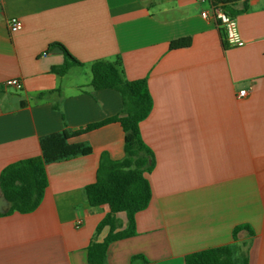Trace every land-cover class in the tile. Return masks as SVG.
<instances>
[{"label":"crops","instance_id":"obj_1","mask_svg":"<svg viewBox=\"0 0 264 264\" xmlns=\"http://www.w3.org/2000/svg\"><path fill=\"white\" fill-rule=\"evenodd\" d=\"M217 6L221 0H4L0 9V177L42 158L43 138L122 112L119 92L92 87L94 63L121 58L127 81H148L154 104L140 128L156 160L146 174L152 200L136 215V235L109 245L106 264H186L224 246L236 248L240 264H264V0L235 5L243 47L225 48L218 23L203 18ZM16 18L24 28L12 32ZM187 38L189 47L171 49ZM56 44L81 63L64 76L55 71L66 62ZM12 79L22 90L6 87ZM241 90L249 95L238 100ZM70 143L93 152L46 165L36 211L0 216V264H89L90 245L109 236V227L98 228L111 207L93 208L87 188L103 153L125 157L124 129L110 123ZM118 219L116 233L127 230V214Z\"/></svg>","mask_w":264,"mask_h":264},{"label":"trees","instance_id":"obj_2","mask_svg":"<svg viewBox=\"0 0 264 264\" xmlns=\"http://www.w3.org/2000/svg\"><path fill=\"white\" fill-rule=\"evenodd\" d=\"M242 0H221L223 8L233 17L241 11L235 5ZM220 27L225 48H228L224 29ZM190 38L174 41L171 49L189 47ZM65 53L66 62L55 71L64 76L71 67L81 63L60 44ZM92 87L95 90L113 89L123 98V110L117 116L102 122L89 125L84 131L65 130L42 139V158L24 160L7 167L0 177V188L3 195L10 203L3 215L14 212L32 213L38 209L43 201L49 181L46 165L77 157L90 155L93 150L87 144H71L70 140L83 133L97 130L110 123H120L125 132V157L114 161L107 153H103L95 184L87 188L90 205L98 208L109 205L111 212L101 222L98 232L109 227L111 232L102 243L93 242L89 247V264H106L109 245L120 239L136 235V215L147 209L152 200V186L146 177L147 173L154 170L156 160L151 149L144 143L141 135V123L146 120L153 109V98L146 79L127 81L124 75L123 62L118 58L114 62L98 61L92 66ZM126 213L128 229L116 233L120 220L118 214ZM243 227L234 231L237 239ZM234 246L214 248L189 255L186 264H240L236 258ZM243 263V262H242ZM241 263V264H242ZM247 260L244 259V263Z\"/></svg>","mask_w":264,"mask_h":264},{"label":"built area","instance_id":"obj_3","mask_svg":"<svg viewBox=\"0 0 264 264\" xmlns=\"http://www.w3.org/2000/svg\"><path fill=\"white\" fill-rule=\"evenodd\" d=\"M243 1L247 2L249 0ZM3 4L4 0H0V9L2 8ZM202 16L207 20L213 19L218 23L219 26H221L222 29H224L226 33V40L230 47H243L246 44V42L242 39L240 35L237 19L230 16L222 7L217 6L214 7L211 11H204L202 13ZM9 26L12 32H18L24 28L23 22L17 18L10 20ZM6 87L14 88L16 90H22L23 84L19 79H12L6 82ZM248 95V90H241L237 94V99L243 100L247 98Z\"/></svg>","mask_w":264,"mask_h":264},{"label":"water","instance_id":"obj_4","mask_svg":"<svg viewBox=\"0 0 264 264\" xmlns=\"http://www.w3.org/2000/svg\"><path fill=\"white\" fill-rule=\"evenodd\" d=\"M55 51H58L60 53L63 52L61 48H56ZM9 206H10L9 201L5 196L1 194V189H0V213L4 214L6 209L9 208Z\"/></svg>","mask_w":264,"mask_h":264}]
</instances>
